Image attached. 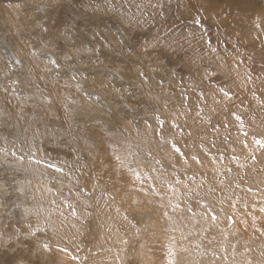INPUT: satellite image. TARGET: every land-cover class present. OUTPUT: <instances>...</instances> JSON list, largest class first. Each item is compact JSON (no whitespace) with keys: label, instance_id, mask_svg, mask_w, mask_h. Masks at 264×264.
Masks as SVG:
<instances>
[{"label":"rangeland","instance_id":"374dc122","mask_svg":"<svg viewBox=\"0 0 264 264\" xmlns=\"http://www.w3.org/2000/svg\"><path fill=\"white\" fill-rule=\"evenodd\" d=\"M185 3L0 0V264H264V30Z\"/></svg>","mask_w":264,"mask_h":264},{"label":"bare ground","instance_id":"6f19581e","mask_svg":"<svg viewBox=\"0 0 264 264\" xmlns=\"http://www.w3.org/2000/svg\"><path fill=\"white\" fill-rule=\"evenodd\" d=\"M199 0H187V3H185V8H188L189 7V9H192V11L191 12H193L194 10H195V7H194V5H196V6H202V8L199 10V11H201V12H203V9L207 6V3L208 2H211L212 0H207V1H204V2H206V6H203V5H201V4H199V2H198ZM45 2V1H44ZM202 2V1H201ZM57 3V2H56ZM59 3V2H58ZM212 3H214V4H209L208 6H207V8L208 7H210V5H213L214 7H211V9H213L214 11H213V14L214 13H217V9H221V7H226V6H232V5H236V4H229V5H220V4H217V3H215V2H212ZM219 3V2H218ZM205 4V3H204ZM240 6H238V7H233L234 9H232V11L234 12L235 11V9L236 8H239ZM247 8H248V10H246L245 11V14L242 16V17H240V18H243V19H245L244 20V23H238L237 22V24H238V26H237V28L239 29V30H241V32L244 34V36H245V38L247 39L248 37L247 36H250V35H253V37L254 36H256L257 34H258V32L259 31H261V30H264V0H248V6H247ZM223 9V8H222ZM221 9V10H222ZM244 10H245V8H243ZM256 9V10H255ZM220 10V11H221ZM206 11V10H205ZM204 11V12H205ZM227 11V10H226ZM7 12V11H6ZM203 12V13H204ZM223 13H225L224 11H222ZM210 14H212V13H210ZM234 15V17L232 18V16H231V18H232V20H237L238 19V17H237V15H235V14H233ZM10 16V15H9ZM11 17V16H10ZM12 18V17H11ZM241 20L242 19H239V21L241 22ZM250 23L252 26H253V28H254V33L253 32H251L252 30L251 29H246V28H244V24L245 23ZM8 24V23H7ZM11 24V23H10ZM251 25H249L250 26V28H252L251 27ZM251 30V31H250ZM34 60V59H33ZM29 62V61H28ZM35 62H36V60H35ZM38 64V65H37ZM35 65V64H34ZM36 65L39 67V63H36ZM44 66V65H43ZM34 67V66H33ZM37 67V68H38ZM44 69L45 68H43V71H44ZM33 70H34V68H33ZM39 71V70H38ZM40 71H42V69L40 70ZM31 72H32V70H31ZM45 72V71H44ZM36 74H34V76H35ZM41 78V77H40ZM36 79V78H35ZM39 79V78H38ZM37 80V79H36ZM27 82V81H26ZM45 83H43L44 85H48L49 87H51L49 84V82H47L46 83V81H44ZM60 82L61 81H54V85H59L60 84ZM65 83V82H64ZM52 84V83H51ZM63 84V83H62ZM57 87V86H56ZM58 89H56L55 88V93L56 94H59V96L60 95H62L63 94V89H61V88H59V87H57ZM141 88V87H140ZM19 98V97H18ZM23 98V97H22ZM59 98H61V97H59ZM20 99V98H19ZM21 100V99H20ZM25 100V99H24ZM21 102H23V101H21ZM23 104L25 105V103L23 102ZM67 121V123L65 124V127H67V129L65 130L66 131V134H67V136L69 137V139H72V138H79L81 135H79V134H81V132L83 133V132H85V134H82L83 135V139H81V140H79V141H81V144L83 143V145H85V147H86V149L85 148H83V149H85L86 151L88 150V148L90 149L89 150V152L92 150H94L95 148H97L98 146H100L99 144H98V141H99V139L102 141V138H103V135H101V134H99V136H97V137H95V136H93L92 135V133H93V131L92 130H90V128L88 129V128H85L84 126L82 127V126H75L74 124H71V123H69L70 121H69V119H66ZM18 123H20V121L18 122ZM21 125V124H20ZM24 125V124H23ZM83 125V124H82ZM45 130H47V131H45V132H49L48 130H49V127L48 126H46L45 127ZM89 133V134H88ZM26 134H28L27 133V131H17L16 133H15V137H16V139L17 140H24V138H25V136H26ZM110 137H111V135H110ZM82 138V137H81ZM85 138H87V139H85ZM91 138V139H90ZM112 138V137H111ZM136 138L138 139V137H132V142H133V140L135 139V141H136ZM107 139V138H106ZM73 140H75V139H72V141ZM92 140V141H91ZM110 140H112V139H110ZM77 142V141H76ZM132 142L130 143V144H132ZM74 143H75V141H74ZM100 143V142H99ZM114 143V142H113ZM72 144V143H71ZM134 144V143H133ZM76 145V143L75 144H73L72 146H74V147H76L75 146ZM78 147V146H77ZM101 147V146H100ZM99 147V148H100ZM81 148V149H82ZM96 150V149H95ZM80 151V150H79ZM102 151H104V150H102ZM96 152V151H95ZM84 153V152H83ZM97 153V152H96ZM78 154V153H77ZM74 156V155H73ZM95 156H96V154H95ZM99 155H97V157H98ZM94 157V156H93ZM107 157V156H106ZM101 158V157H100ZM101 159H103V158H101ZM122 160V162H123V160H124V162L126 163V161H125V159H121ZM97 161H98V159H97ZM128 161V160H127ZM123 162V163H124ZM128 163V162H127ZM98 165H96V168L98 169V170H100L101 171V173L103 174L102 175V177H104V175H105V177H106V174H107V176H109L110 178H108V177H106V179H110L111 180V177L113 178V181H114V179L115 180H119L120 179V177H121V175H118V177H115V175H116V173L115 172H113V170H111V167L110 166H108V167H110V169L109 168H105V169H103L102 168V163L101 162H98L97 163ZM104 165V164H103ZM142 166V165H141ZM118 167V166H117ZM120 167H121V165H120ZM101 168V169H100ZM113 168V167H112ZM115 168V167H114ZM113 168V169H114ZM139 169V168H138ZM116 171V170H115ZM139 173V172H138ZM143 174V173H142ZM129 175V174H128ZM127 175V176H128ZM149 175H152V174H149ZM99 176H101V175H99ZM120 176V177H119ZM124 176V175H123ZM136 176H137V174H136ZM154 177H157V176H154ZM104 179V178H103ZM140 179H142V178H140ZM126 180V179H125ZM148 180V179H147ZM120 181V180H119ZM118 181V182H119ZM129 181V180H128ZM127 181V182H128ZM144 181V180H143ZM112 182V181H111ZM145 182V181H144ZM113 183V182H112ZM121 183H124V180H123V182L121 181L120 183H119V185L121 184ZM102 184H105V183H102ZM148 184H149V182H148ZM152 184H153V182H152ZM145 185V184H144ZM164 185V184H163ZM122 186V185H121ZM159 186H160V184H159ZM130 187V186H129ZM147 187H149V186H147L146 185V189L145 190H147L148 188ZM140 188H141V186H140ZM104 189V188H103ZM115 189V188H114ZM131 189V188H130ZM141 189H143V188H141ZM119 190H121V189H119ZM149 190V189H148ZM151 190V189H150ZM159 190V188H153L150 192H151V195L152 196H154L155 194H152V192H157ZM164 190V189H163ZM146 192V191H145ZM141 193V192H140ZM96 194V193H95ZM121 195V194H120ZM144 195V194H143ZM130 196V195H129ZM140 196V195H139ZM145 196V195H144ZM157 196V195H156ZM160 196V195H159ZM158 196V197H159ZM123 196H121V199H123L124 200V204H126V201H125V199L124 198H122ZM141 197V196H140ZM155 197V196H154ZM119 198V197H118ZM117 198V199H118ZM163 198V197H162ZM115 199V198H114ZM143 199V198H142ZM142 199L140 198V200L142 201ZM164 199V198H163ZM57 201V200H56ZM97 200L95 199V202H96ZM130 201V200H129ZM132 201H133V203H134V200L132 199ZM132 201H130L131 203H132ZM140 201V202H141ZM116 202V201H115ZM130 202H128L129 203V206L130 207H133V206H131L132 204H130ZM139 202V203H140ZM98 203V202H97ZM136 203V202H135ZM55 204V203H54ZM121 204H122V202H121ZM52 205V204H51ZM139 205V204H138ZM149 205V204H148ZM104 206H105V204H104ZM147 206V205H146ZM153 206V205H152ZM128 207V206H127ZM129 208V207H128ZM134 208V207H133ZM136 208V207H135ZM144 208V207H143ZM153 208V207H152ZM132 209V208H131ZM137 209H139V208H137ZM150 209V208H149ZM157 210V209H156ZM148 212V211H147ZM152 213V212H151ZM155 213V212H154ZM148 220V219H147ZM156 225V224H155ZM162 225H163V223H162ZM170 226H171V224H169ZM165 227H167V226H165ZM164 230H166V229H164ZM157 237V236H156ZM160 241V240H159ZM160 243H158V245H159ZM161 246V245H160ZM163 246V245H162ZM156 248V247H155ZM150 257V256H149ZM152 258V257H151ZM149 262V261H148Z\"/></svg>","mask_w":264,"mask_h":264}]
</instances>
